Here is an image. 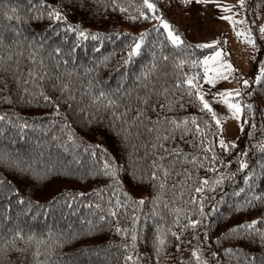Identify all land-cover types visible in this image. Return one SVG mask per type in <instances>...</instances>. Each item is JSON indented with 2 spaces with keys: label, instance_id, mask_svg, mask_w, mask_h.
<instances>
[{
  "label": "trees",
  "instance_id": "trees-1",
  "mask_svg": "<svg viewBox=\"0 0 264 264\" xmlns=\"http://www.w3.org/2000/svg\"><path fill=\"white\" fill-rule=\"evenodd\" d=\"M150 2L161 16L165 6L183 4L180 0ZM43 3L58 8L66 17V24L49 20L44 9H41L45 12L43 18H29L26 0H0L4 12L18 7L19 15L24 17V22L17 25L22 30L18 39L23 44H32L34 48L42 44L39 55L44 57L56 48L61 49L67 64H62L60 71L76 73L73 78L76 99H68L67 94L62 96L50 82H44L39 90L52 103L42 97L34 100L30 96L22 97L11 84L4 93L11 102L0 100V114H6V121L0 122V155L6 161L0 163V176L10 181L19 198L25 200L21 205L17 203L18 197L7 191L5 197L11 196L10 202L0 197V212L4 213L0 215L3 238L0 243L11 239L18 230L25 237L24 241H16V247L25 251L9 252L5 264H123L125 251L119 246H130L131 240L124 233H117V228L127 229L128 234L136 233L139 264H197L193 250H198L206 264H264V240L260 238V233H264V151L261 150L264 80L239 99L244 110L236 146L224 152L219 146L221 127L217 128L211 115L200 110L195 97L183 95V108L177 105L172 112H162V116L196 117L201 127L207 122L206 143H211L213 151L200 152L179 140L169 142L166 147L179 145L185 153L200 157L210 158L215 154L217 160L214 164L210 159L203 160V167L180 163L167 178L158 172L161 179L152 180L154 161L157 166L171 170V158L156 160L167 153L153 151L147 134H133L129 139L118 135L119 121L114 120L113 110L98 111L90 106V97L83 95L88 81L99 85L94 91L121 86L141 96L145 85L157 89L166 86L179 100L183 89H176L175 85L186 76L198 73L202 77L203 66L192 67L191 61L203 60L212 48H196L197 43L186 38H183L185 46H173L166 31L155 21V13L143 6V0H117L116 4L112 0H43ZM189 6L190 3L185 5ZM120 8L127 11L121 12ZM242 9L253 35L257 63L264 68V32L260 31L264 27V0H245ZM141 11L149 19L140 18ZM132 16L137 19H130ZM9 24L0 17L5 43L16 38L7 31ZM68 25H79L100 39L78 38L64 30ZM141 34L147 35L140 54L125 64L133 38ZM164 56L168 57L167 61L163 60ZM182 61V66L177 67ZM28 63L25 60V70ZM143 74H148L146 80ZM248 103H253L252 111L247 109ZM119 111L123 108L117 115ZM25 123L29 127L22 129L20 125ZM69 133L75 143L68 141ZM187 139L191 140L192 136ZM106 159L114 161L119 169L117 188L109 187L113 184L111 179L95 174ZM241 162L247 163L248 168L241 171ZM14 163L30 171L21 172L12 166ZM210 168L216 171H209ZM184 169L190 172V177L177 176ZM45 171L49 173L45 179L34 178L33 173ZM221 176L225 177L221 183H211ZM204 179L210 184L197 193L195 189ZM161 182L163 188L159 186ZM124 194L132 201L143 199L145 203L132 204ZM117 197L126 206L116 209ZM193 198L196 203L191 202ZM110 211H117V216H110ZM101 216L106 218L103 222ZM254 220L258 221L256 231L230 235L233 228ZM190 221L199 223L193 228ZM28 236L34 239L26 243ZM37 249L41 253L38 257ZM227 249L234 251L226 255Z\"/></svg>",
  "mask_w": 264,
  "mask_h": 264
},
{
  "label": "snow or ice",
  "instance_id": "snow-or-ice-1",
  "mask_svg": "<svg viewBox=\"0 0 264 264\" xmlns=\"http://www.w3.org/2000/svg\"><path fill=\"white\" fill-rule=\"evenodd\" d=\"M117 0H112L113 4H116ZM181 3L187 5L192 3V0H180ZM197 3H207L209 0H196ZM245 0H238V6L243 8ZM28 5L26 11L31 15L29 18L40 19L43 18L45 12H42L41 9L46 11V16L49 20H52L56 23H65L66 17L58 8H54L50 5H45L43 0H26ZM143 6L150 12H156V5L150 0H143ZM225 11H230L229 7L224 8ZM121 12H126L127 9L120 8ZM39 13L40 15H36ZM0 17H3L4 20L10 22L7 31L12 33L14 37L9 40L8 43H5V29L0 27V100L4 102H11L10 96L4 95L6 91L9 90V84L13 85L18 89L21 96H30L33 100L38 97H42L45 102L52 103L51 98L45 95L40 91V86L44 82H50L52 87L58 90L61 95L67 94L68 99L75 100L76 97L73 94V90L76 87V83L73 82V78L76 76L74 71L72 72H61V65H66L67 60L62 58V53L60 48H56L53 51L47 53V56L39 55L40 51L43 48L41 44L39 48H34L32 44L25 45L23 44L18 37L22 34V30L17 27V25L24 22V17L19 15L18 7H12L7 12L2 10V5H0ZM139 17L145 20L149 19L148 15L145 12L141 11ZM130 19H137V17L132 16ZM160 25L166 31L167 39L171 44L177 48L185 46L186 42L181 37L180 34L175 32L169 22L164 20L162 17L157 16ZM223 19L229 20L231 23L235 24L237 21H234L231 16H225ZM66 32L74 33L78 38L88 39L89 37L92 40L100 39L99 35L89 34L83 29L77 26L68 25ZM261 32H264V27L260 28ZM147 34H141L139 37L133 38V45L130 48V51L127 54V59L124 61L125 64L131 62V60L140 54L142 44L146 38ZM238 36H242L243 33H237ZM247 42L252 44V40L248 39ZM78 46V45H77ZM214 43L208 44H197L196 48L207 49L214 48ZM27 52V55L25 53ZM223 53L221 51H215L210 56H205L203 60L191 61L192 67H197L198 65L203 66V75L197 73L192 76H186L182 81L175 85L176 89H183L181 98L177 100L175 94L171 89L166 86H161L159 89L153 87H148L145 85L144 95L133 94V91L123 89L121 86H118L114 90H104L100 89L99 91H94L98 88V84H94L92 80L88 81V87L84 91L83 95L90 97L91 104L90 106L95 107L98 111L100 109L104 110H113L114 120L119 121L117 125L118 135H121L125 139H129L136 135H145L147 134L149 139L150 148L153 151L163 150L167 153V156H162L156 158L158 161H166L171 158V170L165 169L161 166H157L156 161H154V171L151 174L152 180H160L161 177L158 175V172L163 175L164 178H167L171 171L175 170V165L180 163H189L193 166L199 164L200 167H203L201 161L210 159L214 164L217 160L215 154L210 158L207 156L200 157L195 154H187L184 150L177 145L175 148H168L166 145L169 142H175L177 140L189 144L194 149L200 152H212L211 143L207 142V135L205 134L204 128H206L207 122H204V127H201V121L196 117H170L167 115H161L162 112H172L175 110L176 106L183 108V95L189 97H195V100L198 101L201 106L200 110L211 115L212 120L215 122L217 128L221 125V120L217 118L216 113L214 112L209 100L205 98L206 94L203 90V85L200 83V79H203L204 83L215 86L217 80H227L235 71L232 64L227 62H222ZM27 60L28 66L25 70L24 62ZM163 60L167 61L168 57L164 56ZM183 61L177 67L182 66ZM227 73V74H225ZM148 74H143V79H147ZM140 79V78H138ZM261 80H264V68H261L260 75L257 77L256 82L259 83ZM78 82V81H77ZM242 85L247 87L249 85L248 80H242ZM186 86V87H185ZM220 100L227 105L228 109L231 111L232 116L239 120L244 108L241 106L240 102L236 100L237 97L241 96V90L239 88L235 90H226L218 94ZM133 101L135 102L133 104ZM28 102H31L30 100ZM249 111H252L254 105L253 103H248L246 105ZM57 115H59V105H56ZM123 108V111H117ZM83 111V109H81ZM155 117V118H153ZM6 121V114H0V122ZM7 122H11L8 120ZM246 122V121H245ZM67 126V125H65ZM20 127L27 128L28 124H22ZM253 127H255L253 125ZM241 131H243V126H241ZM192 136L191 140H188L187 137ZM53 139H56L53 136ZM67 139L69 142L75 143L74 137L71 133L68 134ZM219 146L225 151L229 147H235L233 143L231 146L225 143L221 138L219 139ZM99 147V146H97ZM264 151V146L261 148ZM92 155H96V151H92ZM241 155H244L243 153ZM5 158L3 155H0V163H4ZM18 168L21 172H28L30 168H22L19 163H14L12 165ZM247 163H240V170L243 171L247 169ZM209 171H216L215 168H210ZM119 169L115 165L114 161L106 159L104 160L102 167L96 170V175L104 176L113 181L112 185H109L111 188H117L119 186L118 180ZM48 171L44 173H33L34 178L36 179H45L48 175ZM177 176H187L190 177V172L187 169H184L183 172L176 173ZM225 177L221 176L220 179H217L211 183L219 184ZM247 182V178L245 180ZM210 181L204 179L201 182V186L197 187L195 191L197 193L204 191V186L209 185ZM161 188L164 187V183L161 182L159 185ZM176 187V185H174ZM11 192L12 195L18 197L17 203L23 205L25 200L19 198V192L16 189L12 188L11 182L7 181L3 176H0V197L6 198L9 202L11 201V196L5 197V192ZM102 191V190H101ZM83 195V194H81ZM125 195L127 201H131L132 204L143 205L145 201L143 199L139 201H132L131 197ZM258 199L253 197V200ZM192 203H196V199L193 198ZM111 203V201H110ZM249 205L252 204V201L248 202ZM126 206L118 197L115 200L114 207L119 209ZM8 208L10 209V203ZM7 210V209H6ZM201 215H203V206L200 208ZM3 212H0V215H3ZM109 215L112 217L117 216V211H110ZM106 218L104 216L100 217V221L103 222ZM135 219V218H134ZM199 221H190V226L195 228ZM258 221H252L251 223L245 225H239L231 230L230 235H237L242 231H256L255 225ZM117 233H124L131 240V245H122L125 251L123 257V264H139L141 257L136 253V241L137 235L133 231L131 234H128L127 229H116ZM260 238L264 240V233H260ZM3 238L0 237V240ZM34 239L33 236L27 237V242H30ZM24 241L25 237L21 231H16L11 239L0 243V264H5V259L9 252L18 251L24 252L25 249L17 248L16 241ZM43 243V241H40ZM164 243L163 239L160 240V244ZM131 247V251H128ZM234 250L227 249L226 255L231 254ZM41 255L39 249H37L35 256ZM215 255V254H214ZM192 257L196 260L197 264H206V261L201 259V256L198 254V250H193Z\"/></svg>",
  "mask_w": 264,
  "mask_h": 264
},
{
  "label": "rangeland",
  "instance_id": "rangeland-1",
  "mask_svg": "<svg viewBox=\"0 0 264 264\" xmlns=\"http://www.w3.org/2000/svg\"><path fill=\"white\" fill-rule=\"evenodd\" d=\"M225 7L231 10L225 11ZM164 8V16L155 13V21L159 22L156 19L157 16L162 17L182 38L194 43L215 42V47L205 56L221 51L223 53L222 62L233 65L235 71L229 79L217 80L215 86L206 84L204 81L202 85L207 93L205 98L209 100L217 118L221 120V138L226 144L234 143L239 135L240 119L237 120L232 116L231 111L220 100L218 94L239 88L241 96L236 98L239 101L254 89L261 70L257 63V50L253 35L245 21L243 9L238 6V0H209L207 3H197L196 0H192L188 8L185 4ZM225 16H231L237 23L233 24L223 19ZM238 32L243 35L238 36ZM248 39L252 40V44L247 42ZM245 79L249 81L247 87L242 85V80Z\"/></svg>",
  "mask_w": 264,
  "mask_h": 264
}]
</instances>
